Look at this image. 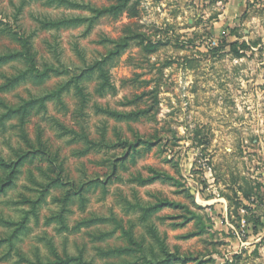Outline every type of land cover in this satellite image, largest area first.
<instances>
[{"label": "rangeland", "instance_id": "1", "mask_svg": "<svg viewBox=\"0 0 264 264\" xmlns=\"http://www.w3.org/2000/svg\"><path fill=\"white\" fill-rule=\"evenodd\" d=\"M260 1L0 0V264H264Z\"/></svg>", "mask_w": 264, "mask_h": 264}, {"label": "trees", "instance_id": "2", "mask_svg": "<svg viewBox=\"0 0 264 264\" xmlns=\"http://www.w3.org/2000/svg\"><path fill=\"white\" fill-rule=\"evenodd\" d=\"M232 52L237 56V58H243L244 54L241 53V51L246 50V44H232L231 46ZM248 49V48H247Z\"/></svg>", "mask_w": 264, "mask_h": 264}, {"label": "crops", "instance_id": "3", "mask_svg": "<svg viewBox=\"0 0 264 264\" xmlns=\"http://www.w3.org/2000/svg\"><path fill=\"white\" fill-rule=\"evenodd\" d=\"M229 1H231L230 2L231 8H240L241 6L247 4L249 1L253 2V0H229ZM259 5L264 8V0H261L259 2Z\"/></svg>", "mask_w": 264, "mask_h": 264}]
</instances>
